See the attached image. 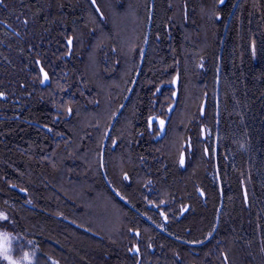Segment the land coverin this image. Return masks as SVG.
<instances>
[{
  "label": "trees",
  "instance_id": "trees-1",
  "mask_svg": "<svg viewBox=\"0 0 264 264\" xmlns=\"http://www.w3.org/2000/svg\"><path fill=\"white\" fill-rule=\"evenodd\" d=\"M150 8L0 3V211L10 216L0 230L20 264H264V0H155L105 167L114 190L171 236L103 179L101 143L136 74ZM222 195L213 239L177 242L212 233Z\"/></svg>",
  "mask_w": 264,
  "mask_h": 264
},
{
  "label": "bare ground",
  "instance_id": "bare-ground-1",
  "mask_svg": "<svg viewBox=\"0 0 264 264\" xmlns=\"http://www.w3.org/2000/svg\"><path fill=\"white\" fill-rule=\"evenodd\" d=\"M154 15V13H153ZM150 20V18H149ZM149 20H148V28H149ZM152 22H153V18H152ZM229 26V23H227L226 25V28H228ZM151 27H152V23H151ZM147 33H148V30H147ZM150 33H151V28H150ZM254 52V51H253ZM142 54H143V51H142ZM142 57V55H141ZM140 61H141V58H140ZM140 61H139V65H138V68H137V71H136V74L134 76V79L132 80V83L130 85V88L128 90V93L127 95L125 96L123 102H121L120 106L117 108L118 110L116 111V114H119V116L123 113L124 109L126 108V105L136 87V84H137V81L139 79V75H140V72L142 70V67H140ZM145 61V59H144ZM144 63V62H143ZM137 74H138V77H137ZM130 94V97L128 98L127 102L125 103L126 99H127V96ZM119 118V117H118ZM114 119V118H113ZM113 121V120H112ZM110 127V126H109ZM115 125L112 127V129L108 128V130L105 132V135H104V138H103V141L101 143V150H100V169L102 171V176H103V179L105 181V183L107 184V186L111 189L113 188L109 178L107 177V174H106V167H105V161L107 162V159H106V156H105V152H106V147L107 145L105 146V141H106V144L108 143V140H109V137L114 129ZM109 133V137H107V134ZM218 141V137H216V147H217V142ZM105 146L104 150H103V147ZM217 170V169H216ZM63 179H65L66 181L68 180L67 177L65 175H63L62 177ZM63 180V181H65ZM70 181V180H69ZM17 185L13 184V186H10L11 188H14L16 187ZM220 190L222 192V185L220 183ZM112 193L116 196V198L118 200H120L121 202H123L124 204H126L129 208H131L133 211H135L140 217L143 218V220H145L152 228H154L156 231L160 232V233H163L165 234L166 236H171L164 228V226L162 225L161 221H158L154 218H151L150 216H147L146 214H143L142 212L136 210L134 207H132L128 202H127V199L118 191L114 190L113 188V191ZM244 194V193H243ZM95 197H97L98 199L102 197V195H98V194H95ZM245 198V197H244ZM247 202H248V198H247ZM246 202V203H247ZM110 205V204H109ZM99 206V205H98ZM111 209L114 208L112 205H110ZM99 208L101 209V212H105L107 209L106 206H102L100 205ZM222 209H223V195L221 196V202H220V206H219V209H218V213H217V218H216V223H215V227H214V230L212 231L211 235H208V237L205 239V240H202L200 241L199 243H194V242H186V241H183V240H178L175 238V240H177V242L179 243H183L187 246H190V247H201L203 245H205L206 243H208L211 239H213L216 231L218 230V226H219V223H220V215H221V212H222Z\"/></svg>",
  "mask_w": 264,
  "mask_h": 264
},
{
  "label": "snow or ice",
  "instance_id": "snow-or-ice-1",
  "mask_svg": "<svg viewBox=\"0 0 264 264\" xmlns=\"http://www.w3.org/2000/svg\"><path fill=\"white\" fill-rule=\"evenodd\" d=\"M95 2H96V0H92L93 4H95ZM220 2L223 3L224 0H220ZM0 3H2V0H0ZM25 23H27V22L25 21ZM68 43L71 44L72 41L69 40ZM253 51H255V49H253ZM40 70L43 71V68H41ZM44 79L45 80L48 79V74L46 72L44 73ZM2 95H4V94L0 93V96H2ZM68 111L71 112L72 111L71 108H69ZM159 124H160L161 129H163L165 121L163 119H160ZM181 163H183V161H181ZM125 179H128L127 173H125ZM165 219H167L166 216H165ZM9 220H10L9 214L6 212L0 211V222H2L3 224H7L9 222ZM14 224H15V221H13V225ZM209 235H211V233H209ZM12 242H13V235L8 231L0 230V256H2L5 260L9 261L10 264H20L19 261L15 260L10 255V252L12 250ZM28 243L31 244L32 241H28ZM24 258L30 259L29 253L25 252ZM225 259H227L226 256H225ZM57 264H58V262H57Z\"/></svg>",
  "mask_w": 264,
  "mask_h": 264
},
{
  "label": "water",
  "instance_id": "water-1",
  "mask_svg": "<svg viewBox=\"0 0 264 264\" xmlns=\"http://www.w3.org/2000/svg\"><path fill=\"white\" fill-rule=\"evenodd\" d=\"M154 5H155V0H152L151 1L150 15H149V18H150V20H149V28H148V33H147V36H146V41H145V46H144V49H143V54H142L141 61H140V67H142V65H143V62H144V59H145V56H146V53H147V50H148V44H149V38H150V28H151L153 13H154ZM137 77H138V74H137ZM129 97H130V94L127 96V99H126L125 103L127 102ZM118 117H119V114H117L114 117L112 123L110 124V127H109L110 129H112V127L115 125ZM107 137H109V133L107 134ZM104 144H105V146L107 145L106 141H105ZM105 146L103 147V150H104ZM244 197H245V200L247 202V193H246L245 190H244Z\"/></svg>",
  "mask_w": 264,
  "mask_h": 264
},
{
  "label": "rangeland",
  "instance_id": "rangeland-1",
  "mask_svg": "<svg viewBox=\"0 0 264 264\" xmlns=\"http://www.w3.org/2000/svg\"><path fill=\"white\" fill-rule=\"evenodd\" d=\"M152 1V0H151ZM151 9V8H150ZM144 46H145V44H144ZM147 54V53H146ZM146 57V56H145ZM157 122L159 123V120H157ZM112 123V122H111ZM111 190L113 191V188H111ZM244 190H245V188H243V193H244ZM246 191V190H245ZM245 199V198H244ZM93 202V201H92ZM245 202H246V200H245ZM94 203V202H93ZM97 203V205H102V206H104L103 204H102V202L99 200V201H97L96 202ZM92 208V206H90L89 207V209H91ZM92 209H94V208H92ZM105 213H107V214H105ZM105 215H104V217H103V220L107 223V224H113V225H115L116 224V226L118 225V223H117V219L113 216V214H108V213H111V211H109V210H106L105 211ZM98 215V217H101V215L98 213L97 214ZM117 217V216H116ZM113 222V223H112ZM115 223V224H114Z\"/></svg>",
  "mask_w": 264,
  "mask_h": 264
}]
</instances>
